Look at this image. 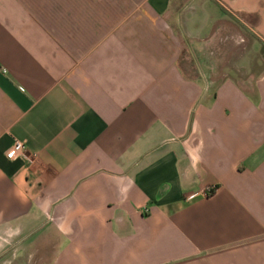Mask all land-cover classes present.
I'll list each match as a JSON object with an SVG mask.
<instances>
[{"label": "crops", "instance_id": "obj_1", "mask_svg": "<svg viewBox=\"0 0 264 264\" xmlns=\"http://www.w3.org/2000/svg\"><path fill=\"white\" fill-rule=\"evenodd\" d=\"M235 26L264 52V0H0V264H264V65L215 80Z\"/></svg>", "mask_w": 264, "mask_h": 264}, {"label": "rangeland", "instance_id": "obj_2", "mask_svg": "<svg viewBox=\"0 0 264 264\" xmlns=\"http://www.w3.org/2000/svg\"><path fill=\"white\" fill-rule=\"evenodd\" d=\"M233 29L231 30L232 33L236 31L237 36L227 37V40L233 42L237 40V46L231 50V44H229L228 49L223 53V60L218 61L220 67L215 77L216 82L223 79L222 75L225 73L233 75L237 79L244 78L248 71L259 70L264 65V52H254L251 48V33L237 28V26L233 27ZM241 56L244 58L246 56L247 59L240 62L233 60V58H239ZM177 63L191 75L190 70L192 69V65L189 61L185 60L184 53L179 56Z\"/></svg>", "mask_w": 264, "mask_h": 264}, {"label": "built area", "instance_id": "obj_3", "mask_svg": "<svg viewBox=\"0 0 264 264\" xmlns=\"http://www.w3.org/2000/svg\"><path fill=\"white\" fill-rule=\"evenodd\" d=\"M6 157L9 160L21 159L26 166H32L37 159L36 154L29 152L23 142L18 139H14Z\"/></svg>", "mask_w": 264, "mask_h": 264}]
</instances>
